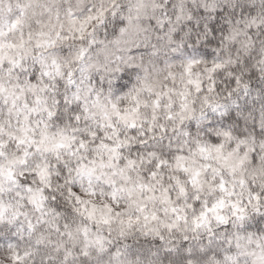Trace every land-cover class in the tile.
Here are the masks:
<instances>
[{
  "label": "clouds",
  "instance_id": "9594fccd",
  "mask_svg": "<svg viewBox=\"0 0 264 264\" xmlns=\"http://www.w3.org/2000/svg\"><path fill=\"white\" fill-rule=\"evenodd\" d=\"M0 264H264V0H0Z\"/></svg>",
  "mask_w": 264,
  "mask_h": 264
}]
</instances>
